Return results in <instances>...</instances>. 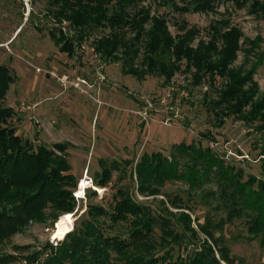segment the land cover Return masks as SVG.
<instances>
[{
	"label": "rangeland",
	"instance_id": "rangeland-1",
	"mask_svg": "<svg viewBox=\"0 0 264 264\" xmlns=\"http://www.w3.org/2000/svg\"><path fill=\"white\" fill-rule=\"evenodd\" d=\"M177 4L184 6L181 1ZM108 5L117 8L115 1ZM49 6H53L49 0H0V65L9 67L14 76V82L0 97V124L13 123L9 116L4 118L3 110H15L20 120L14 122L23 137H37L52 148L63 144L65 151L58 155L71 166L70 172L77 184L87 169L92 179L96 172H103L101 159L108 168L111 166L107 187L102 191L97 186L90 188L96 195H85L77 200L74 211L65 213L74 216L63 221L74 217L73 228L80 226L87 217L84 212L90 202L106 206L105 202L117 192L119 200L128 199L140 207L136 213H128L112 223L108 218L102 220L109 233L117 238L130 239L137 228L149 222L151 238L156 241L153 253H163L159 251L163 237L178 233V244L185 248V254L202 252L210 245L215 256L204 249L209 261L217 258L219 264H264V223L258 232L250 230L259 211L247 202L242 205L241 200L234 207L226 201L231 193H236L232 188L240 182L256 193L264 192V58L258 63L255 57L264 53V18H256L247 8H238L232 2L221 4L217 11L210 13L176 11L174 2L169 0H140L134 8V11L151 14L150 20L144 23L146 30L152 28L153 20L162 21V32L168 38L177 40L189 29H197V38L189 44L195 49L201 41L208 44L213 39L215 32L211 25L228 19L244 34L241 40L246 43L258 40V47H249L252 52L249 58L241 51L230 65L240 75L251 72L252 80L243 86L250 94L249 103L235 113L234 108L233 111L220 110L226 106L224 102L213 110L210 108L230 84L227 74L213 76L218 68L200 72L189 66L184 56L181 59L173 56L171 49L167 58L177 65L168 67L170 77L164 79L156 70L149 71L146 77L135 75L124 67L123 50L105 58L94 51L97 40L111 34L107 21L102 22L99 30L82 38L69 20L50 16ZM62 29L66 39L76 42L72 54L63 51L52 38L51 33L56 39ZM124 31L132 38L133 33L128 28ZM218 45L221 51L222 41ZM212 61L217 62L218 58ZM139 62L137 59L136 67ZM52 71L67 75L69 82L64 84L51 75ZM79 78L83 80L80 89L71 85ZM164 97L166 101H162ZM23 103L36 106L19 113ZM181 143H202L213 148L223 163L221 169L213 167L214 172L218 169V176L213 175V181L195 185L179 179L158 184L145 179L142 187L135 169L141 154L162 152L175 159L173 153L179 157L175 147ZM122 160H130V163L119 162ZM187 165L182 161V166ZM114 166L116 169L112 168ZM229 166L235 167L240 175L233 185L229 184V171H224ZM238 168L244 170L238 172ZM259 204L264 210L262 202ZM231 207L237 215L229 217ZM65 214L56 222L53 219L30 221L22 232L1 246L0 256L10 258L0 264H45L64 241V238H54V231ZM258 218L264 220V214ZM173 246L177 255V244ZM221 250L233 263L220 259L218 251Z\"/></svg>",
	"mask_w": 264,
	"mask_h": 264
},
{
	"label": "trees",
	"instance_id": "trees-1",
	"mask_svg": "<svg viewBox=\"0 0 264 264\" xmlns=\"http://www.w3.org/2000/svg\"><path fill=\"white\" fill-rule=\"evenodd\" d=\"M111 1L116 2L117 8H113V5L110 6L111 8L109 7L108 3ZM139 1L49 0L53 6H49L48 13L57 20L64 18L69 20L71 26L77 30L79 37L82 38L99 30L102 27V22L107 21V24L112 28L111 34L97 40L95 50L100 52L104 58L123 50L124 67L135 75L146 77L149 71L156 70L164 79L170 77L171 72L167 73L168 67L175 68L177 65L175 61L170 62L167 58L171 49L174 52L173 56L177 59L184 56L189 60V66L196 67L200 72L206 70L208 73L214 68H218L213 76L217 73L227 74L230 84L227 90H224L220 95V100L212 103L211 110L224 102L226 106L220 110L226 112L227 110L233 111L234 108L235 113L241 112L243 105L249 103L250 94L244 90L243 86L252 81L251 72L240 75L239 71L230 68V65L238 58V53L241 51L249 58L250 53H252L249 47H258V40L251 41V43L241 40L240 38L244 34L238 26L232 25L231 20L228 19L211 25V30L215 32L213 39L208 44L201 41L195 49L189 46L197 38L198 32L195 28L186 31L183 36H178L177 40L165 36L162 32L164 26L162 21L153 20L152 28L146 30L144 23L150 20L151 14L144 10L134 11ZM169 1L174 2L176 11L184 13L215 12L221 4L232 2L238 8H247L248 13L256 18H264L263 0ZM178 1H181L184 6H178ZM125 28L133 33L132 38L126 36L128 32L124 31ZM58 32L61 33L60 36L55 39V34L51 33L52 38L61 46L63 51L72 54L75 51L76 42L69 38L66 39L67 36L63 35V29ZM79 37L78 40L82 39ZM219 41H222L221 51H218ZM255 57H257L258 63H261L264 53L255 55ZM214 58H218V61L213 62L212 59ZM137 59H140L138 67L135 66ZM13 82L14 76L9 67L0 65V97L6 94ZM174 94L176 95V93ZM2 113L5 114L4 118L9 116L13 123L0 124V248L13 235L22 232L30 221L46 222L53 219L56 222L61 214L72 213L77 200L80 201L74 195L77 189V180L70 172L71 166L67 164L65 158L58 155L59 152L65 151L63 144H56L52 148L39 141L37 137L34 139L23 137L14 122L20 120L17 117V112L10 109L3 110ZM224 119L223 117L222 121ZM175 151L178 152L179 156L177 158L173 153L175 159H171L162 152L141 154L135 169L142 187L145 179L153 184L173 179L189 181L191 185L202 181H213V175L218 176L217 170L223 167V163L217 158L215 150L210 146H203L202 143H181L175 147ZM101 160L100 165H103V172H96L93 175V180L95 184H98L95 186L103 188L107 187V176L110 174L108 169L111 166L108 168L106 163ZM130 160L134 162L136 159ZM130 160L119 162L128 165ZM182 161L187 162L188 165L182 166ZM119 162L113 163L120 164ZM214 166L218 167L215 172L213 171ZM112 168L116 169V166ZM226 169L224 171L230 173L229 184L233 185L236 177H240V175H237L235 167L229 166L228 170ZM237 170L242 172L244 168ZM243 183L240 182L232 188L236 193H231L226 201H229V206L234 207L241 200L242 205L247 202L252 208H256L257 212L259 211L253 226H250V230L256 233L264 223V220L260 221L258 218L264 214V210L260 209L259 206L260 202H262L261 206H264V192L256 193L255 190L249 189L247 184ZM116 193L113 192L112 199L105 202L106 206L90 202L84 212L87 213V217L81 221L80 226L73 228L74 222L66 226L64 241L60 243L45 264H219L217 258L213 261L205 258L204 249L212 251V255L215 256L210 245H206L202 252L194 251L191 254H185V248L178 244V236H180L178 233H169V237H163L159 250H163V253L158 251L153 253L156 241L151 238L152 228L151 224H148L149 222H145L143 227L137 228L130 239L125 237L120 239L117 238V235H111L105 226V222L102 221L103 219L108 218L112 223V220L117 221L128 213L133 214L140 210V207L131 200H119ZM87 195L88 197L96 195V191L89 189L86 192ZM232 207L231 213L228 214L229 217L237 215ZM68 216L74 215L65 214L63 218L60 217L59 222ZM176 244L178 254L174 255L173 245ZM167 248L172 249L167 250ZM113 252L116 253L115 256ZM218 254L221 260L233 263L224 250L218 251ZM7 258L10 257L1 255L0 261Z\"/></svg>",
	"mask_w": 264,
	"mask_h": 264
},
{
	"label": "built area",
	"instance_id": "built-area-1",
	"mask_svg": "<svg viewBox=\"0 0 264 264\" xmlns=\"http://www.w3.org/2000/svg\"><path fill=\"white\" fill-rule=\"evenodd\" d=\"M93 51V50H92ZM94 51H95V48H94ZM96 52V51H95ZM40 69L38 68V71H39ZM51 75L52 76H54V77H56V78H58V80H61L62 82H64V84L66 83L67 84V82H69V80H68V76L67 75H59V74H56V72L55 71H52L51 72ZM83 82V80H80V78L79 79H77V81L76 82H74L73 84H71L72 86H74L75 88H82L80 85H81V83ZM83 90V89H82ZM165 90H166V88H165ZM168 90V89H167ZM168 96H171V91L170 90H168ZM162 101H166V97H164L163 99H162ZM36 106V104H34L33 106H31V105H25L24 103L22 104V106H21V109L18 111L19 113H26L27 111H29V110H32V109H34V107ZM31 120H34V117L33 116H31ZM36 123H39V121H38V119L36 120ZM85 176H83V178L80 180V182H79V184H77L78 185V187H77V189L75 190V192H74V195H75V197L77 198V199H81V198H85V195H86V191L88 190V189H90V188H95V185H94V182H93V179L92 178H90L89 176H88V169L86 170V173L84 174ZM83 179H86V182H87V185H86V187H85V192L84 193H80V184H81V182L83 181Z\"/></svg>",
	"mask_w": 264,
	"mask_h": 264
},
{
	"label": "bare ground",
	"instance_id": "bare-ground-1",
	"mask_svg": "<svg viewBox=\"0 0 264 264\" xmlns=\"http://www.w3.org/2000/svg\"><path fill=\"white\" fill-rule=\"evenodd\" d=\"M86 184H87L86 179H83V181L80 184V190H79L80 193L85 192ZM98 189L102 191V188H98ZM66 221L59 222L58 226L56 227L54 231V238H59V239L65 238L66 224L74 222V217H69L67 218Z\"/></svg>",
	"mask_w": 264,
	"mask_h": 264
}]
</instances>
